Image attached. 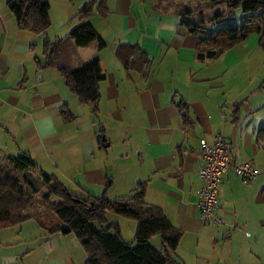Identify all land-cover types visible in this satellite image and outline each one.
Listing matches in <instances>:
<instances>
[{
	"label": "crops",
	"instance_id": "obj_1",
	"mask_svg": "<svg viewBox=\"0 0 264 264\" xmlns=\"http://www.w3.org/2000/svg\"><path fill=\"white\" fill-rule=\"evenodd\" d=\"M8 1L0 0V165L11 167L10 155L28 153L69 190L109 199L127 198L145 181V201L181 229L174 256L182 264H264L259 34L201 59L198 34L181 21V5L189 0H46L50 24L40 34L18 25ZM89 1L94 8L87 19L104 45L72 41L69 60L73 67L99 61L104 79L94 112L55 66H40L43 38L65 37ZM121 43L137 50L127 66L116 53ZM63 106L73 118L63 119ZM217 135L233 160H253L258 175L245 184L226 170L215 209L223 222L203 224L197 204L200 139L211 143ZM40 199L27 218L0 226V264H85L79 239L51 230L64 225L49 205L55 196ZM106 217L135 230V219L112 210ZM159 241L157 235L150 238L156 247Z\"/></svg>",
	"mask_w": 264,
	"mask_h": 264
},
{
	"label": "trees",
	"instance_id": "obj_2",
	"mask_svg": "<svg viewBox=\"0 0 264 264\" xmlns=\"http://www.w3.org/2000/svg\"><path fill=\"white\" fill-rule=\"evenodd\" d=\"M214 2L222 7L213 8ZM8 6L20 27L38 34L49 27V4L46 0H9ZM93 8L89 1L77 10L74 16L80 22L65 37L54 41L43 38L45 60L40 66H55L69 90L81 103L90 104L94 112L99 98V82L104 79L99 61L93 59L73 67L69 60L72 41L75 46H85L93 41L100 47L104 45L87 19ZM205 8L210 9V14L203 16V11H200L199 19L194 8L186 4L180 8L182 23L199 36V58L213 57L251 33L259 34L260 45L264 48V0H211L206 2ZM236 8L242 11L241 20L237 23L229 18ZM136 51L134 47L121 43L116 53L127 66L128 57ZM61 115L65 120L73 118L64 106ZM9 160L11 167L0 165V226L27 218L28 204L32 202L33 195L42 193L43 200L55 196L49 205L64 222L63 226H54L51 230L73 233L87 254L85 264H182L174 256L181 229L175 227L158 206L145 201V181L138 182L127 198L109 199L104 194L94 196L84 190H69L55 177L43 173L28 153L10 155ZM31 170L38 171L36 179L30 176ZM12 171L24 173V181L29 187L22 188ZM107 210L136 220L132 241L123 239L118 224L107 220ZM155 235L159 236V247L150 242Z\"/></svg>",
	"mask_w": 264,
	"mask_h": 264
},
{
	"label": "built area",
	"instance_id": "obj_3",
	"mask_svg": "<svg viewBox=\"0 0 264 264\" xmlns=\"http://www.w3.org/2000/svg\"><path fill=\"white\" fill-rule=\"evenodd\" d=\"M261 91L264 94V84H261ZM200 148L202 162L197 171L202 182L197 192L199 217L203 224L220 225L223 220L216 215L215 209L221 175L231 168L246 184L257 178L258 171L253 160L243 162L233 160L230 149L221 136H215L211 143L200 139Z\"/></svg>",
	"mask_w": 264,
	"mask_h": 264
},
{
	"label": "rangeland",
	"instance_id": "obj_4",
	"mask_svg": "<svg viewBox=\"0 0 264 264\" xmlns=\"http://www.w3.org/2000/svg\"><path fill=\"white\" fill-rule=\"evenodd\" d=\"M206 2H211V0H189L186 5L189 8H194L196 10L195 16H196L197 19H199V17H198L199 15L198 14L200 13V11L201 12L203 11V13H202L203 16H208V15H205V14H210V9L205 8L206 7ZM212 5H214L213 8L214 7L215 8H218V7L221 8L222 7L220 4L215 5V2ZM212 10H215V9H212ZM241 14H242L241 8H236L235 11H234V15H230L229 18H232V20L237 23V22H239L241 20V18H240ZM32 171H29L30 172V176L34 177L36 179L37 175H35ZM12 174L18 180V182L20 183L21 186L22 185L26 186V188L29 187L24 181V177H23V176H25L24 173L12 171ZM32 198H33L32 202H29V204H28V208H27V212L28 213H30V212L32 213V208H30L31 205H33L35 203L38 204L39 202L42 201L40 199V198H43L42 197V193L35 194V195H33ZM115 214L117 215V213H115ZM119 228L121 229V231H123L122 232L123 233L122 234L123 239H126V240L129 239L128 241H132L134 239L135 230L132 229L131 227H129L128 223L121 222V226Z\"/></svg>",
	"mask_w": 264,
	"mask_h": 264
},
{
	"label": "water",
	"instance_id": "obj_5",
	"mask_svg": "<svg viewBox=\"0 0 264 264\" xmlns=\"http://www.w3.org/2000/svg\"><path fill=\"white\" fill-rule=\"evenodd\" d=\"M104 139H105L104 136H101V139L100 140L103 141Z\"/></svg>",
	"mask_w": 264,
	"mask_h": 264
}]
</instances>
